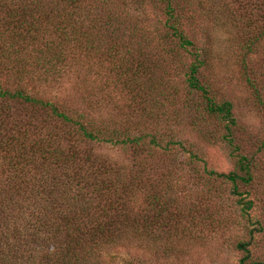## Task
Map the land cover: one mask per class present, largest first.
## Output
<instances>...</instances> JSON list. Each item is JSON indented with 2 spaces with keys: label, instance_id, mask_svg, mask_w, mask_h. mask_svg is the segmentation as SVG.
Segmentation results:
<instances>
[{
  "label": "trees",
  "instance_id": "trees-1",
  "mask_svg": "<svg viewBox=\"0 0 264 264\" xmlns=\"http://www.w3.org/2000/svg\"><path fill=\"white\" fill-rule=\"evenodd\" d=\"M227 47L264 113V75L248 65L264 57V0H0V264H103L147 247L173 264L183 243L233 226L213 181L230 182L247 215L255 201L240 184L264 139L242 153L233 103L211 91L205 70ZM97 56L112 90L48 95L92 84ZM103 104L112 119L96 115ZM187 133L232 147L235 169L196 171ZM253 243L233 241L240 264H264Z\"/></svg>",
  "mask_w": 264,
  "mask_h": 264
},
{
  "label": "rangeland",
  "instance_id": "rangeland-1",
  "mask_svg": "<svg viewBox=\"0 0 264 264\" xmlns=\"http://www.w3.org/2000/svg\"><path fill=\"white\" fill-rule=\"evenodd\" d=\"M200 25H197V29ZM204 31L202 30L199 36L204 34ZM214 54L211 66L208 70H205L206 78L212 82L211 91L216 95L218 100L228 99L232 101L237 117V126L235 128L236 142L241 146L242 153L250 155L257 151V148L264 139V113L256 107L255 99L246 80L245 69L237 53L227 47L214 51ZM97 59L92 60L91 64L94 67L90 77L91 80H94L92 84L75 80L76 83L66 81L62 87L55 89L53 92L54 96L48 95L59 97V94H71L72 97H75L77 93H83V90L88 91L91 85L92 89L95 90H112V74L110 75L111 80L108 82L103 70L105 66L103 63H100L98 56ZM248 65L254 72L259 69V72H255L257 73V77L261 73L264 75L263 55L258 54ZM104 83H108V86L105 85L106 87L102 88L101 85ZM262 85L264 89V77ZM42 89L47 88L43 87ZM101 92L103 91H98L96 95L99 96ZM110 114H112V107L108 104L101 105L100 109L96 111L97 116H108V118L112 119L109 116ZM199 136L195 137L194 134L188 133L183 136L188 139L190 147L188 148L198 152L202 159H204V162H199L196 171L202 172L205 163L209 169H214L218 172H230L235 169L237 158L233 155L234 149L232 147L230 148L224 145V143H219L215 140H202L201 136ZM100 147L102 153L112 156V145H102ZM188 168H185L184 174L186 175L185 178L189 180ZM255 170V178L251 185L245 186L240 184L241 190L245 193L244 197L255 201V206L247 212V215L242 213L241 209L236 206L235 201L237 198L227 199V194L232 188L230 182L215 183L213 181L211 183L214 188L221 190L223 193V196L218 201L224 204L227 203L226 209L230 205V215L235 217V221L232 223L233 226L216 238L209 237L206 240L195 243H183L181 245L182 252L173 260V264H240L242 252L236 249L233 244V241L236 239H253L254 243L251 247L255 257L264 259V230H259L258 224L259 222L264 224V149L259 154V162L255 163ZM181 185L186 186L188 183L183 181ZM252 234L254 238L253 236L251 238ZM121 249L108 253L105 256L106 260L102 261L103 264H127L128 258L133 255L134 258L141 256L142 264L167 263L165 260L160 262L155 257L156 253L148 247L144 252H137L133 248Z\"/></svg>",
  "mask_w": 264,
  "mask_h": 264
},
{
  "label": "water",
  "instance_id": "water-1",
  "mask_svg": "<svg viewBox=\"0 0 264 264\" xmlns=\"http://www.w3.org/2000/svg\"><path fill=\"white\" fill-rule=\"evenodd\" d=\"M251 264H262V263H251Z\"/></svg>",
  "mask_w": 264,
  "mask_h": 264
}]
</instances>
